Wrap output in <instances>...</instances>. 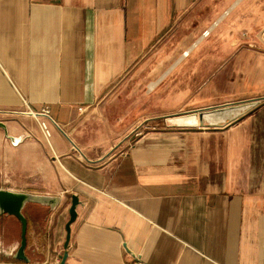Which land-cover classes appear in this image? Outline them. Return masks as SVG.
I'll list each match as a JSON object with an SVG mask.
<instances>
[{
	"label": "crops",
	"instance_id": "crops-1",
	"mask_svg": "<svg viewBox=\"0 0 264 264\" xmlns=\"http://www.w3.org/2000/svg\"><path fill=\"white\" fill-rule=\"evenodd\" d=\"M199 8V0H0V190L61 198L53 211L23 210L33 213L29 264H59L72 195L65 264H264V53L231 59L224 103H260L218 128L166 120L219 95L215 56L192 53L217 23L191 35L173 69L151 66L155 46ZM236 9L247 18L240 29L264 28V0ZM27 106H48L61 129L49 124L46 139ZM9 222L1 245L11 254L20 223Z\"/></svg>",
	"mask_w": 264,
	"mask_h": 264
},
{
	"label": "rangeland",
	"instance_id": "rangeland-1",
	"mask_svg": "<svg viewBox=\"0 0 264 264\" xmlns=\"http://www.w3.org/2000/svg\"><path fill=\"white\" fill-rule=\"evenodd\" d=\"M199 1V12H196V10L193 9V12H190L187 16H185L182 30H170L169 35L151 51L153 59H157L155 61L152 60L151 66L153 70L155 69L158 71L173 69V62L182 56L185 50L191 47L193 42L190 40L191 35L196 33L199 38L206 32L205 29H207V27L217 23V26H215L212 30V36L203 39L198 47L192 51V53L197 52L196 54H200V56L213 55L216 58L214 70L217 72L216 74H218H215L218 79L215 85L217 92L220 93H218L219 95H217L212 103H210L211 105L208 106L216 107L225 104L224 102H227V70L229 72V69L233 66L231 59L234 56L241 55L247 51H251L252 53H264V28L256 27L249 30L244 27H242V29L239 28L240 24L246 23L247 21V18H245V16H240L241 14L238 12V9H236L240 0H214L215 13H212L211 11L212 0H210L209 5L207 3L208 0ZM234 1H236L237 4L234 8H230V5ZM208 7H210L209 14H207ZM226 11H228V14L224 16ZM197 27H199L198 31L196 29ZM161 56L164 58L167 57L168 61L162 63L159 62L160 59L157 57ZM201 65L207 64L202 63ZM180 67L181 66H179L178 69L181 70L182 68ZM189 67H186L184 71L188 70ZM188 83L184 84V89L190 87ZM159 91L160 88L158 89V92ZM30 208L31 207H27L25 210V214L27 216H31L33 214ZM34 213L38 214L37 211ZM6 244L7 243H4L5 248L7 246ZM18 246L19 240H17V248ZM40 258V256H34L33 260L37 261ZM15 262L17 261L15 260Z\"/></svg>",
	"mask_w": 264,
	"mask_h": 264
},
{
	"label": "water",
	"instance_id": "water-1",
	"mask_svg": "<svg viewBox=\"0 0 264 264\" xmlns=\"http://www.w3.org/2000/svg\"><path fill=\"white\" fill-rule=\"evenodd\" d=\"M259 104V100H249L236 103L223 104L216 107H207L199 110L169 116L166 118L172 125L183 128H218L234 122ZM0 128L4 124L0 122ZM59 196L47 194H35L30 192L0 190V216L8 215L15 217L20 223L19 246L13 254L17 262L0 264H29V258L25 254L27 247V218L23 212L28 204L48 206L53 211L60 204ZM78 198L71 196L69 207V220L65 225L66 237L64 252L60 256L59 264H65L67 247L70 239V224L76 218V206Z\"/></svg>",
	"mask_w": 264,
	"mask_h": 264
},
{
	"label": "built area",
	"instance_id": "built-area-1",
	"mask_svg": "<svg viewBox=\"0 0 264 264\" xmlns=\"http://www.w3.org/2000/svg\"><path fill=\"white\" fill-rule=\"evenodd\" d=\"M16 113V112H14ZM26 116L35 118L38 121L39 129L42 132L43 136L46 139L51 137V130L49 124H53L58 129H61L60 126L52 119L50 114V108L48 106H43L39 111L33 112L27 106V110L23 112ZM140 134V133H137Z\"/></svg>",
	"mask_w": 264,
	"mask_h": 264
},
{
	"label": "flooded vegetation",
	"instance_id": "flooded-vegetation-1",
	"mask_svg": "<svg viewBox=\"0 0 264 264\" xmlns=\"http://www.w3.org/2000/svg\"><path fill=\"white\" fill-rule=\"evenodd\" d=\"M11 216L2 215L0 216V263H14L15 259L13 254L15 253H6L1 244L7 243L10 236V220ZM16 251V250H15Z\"/></svg>",
	"mask_w": 264,
	"mask_h": 264
}]
</instances>
